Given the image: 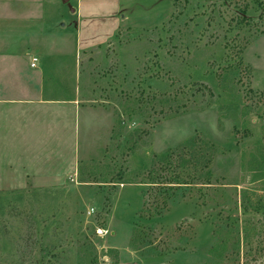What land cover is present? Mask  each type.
Masks as SVG:
<instances>
[{"label":"rangeland","instance_id":"obj_1","mask_svg":"<svg viewBox=\"0 0 264 264\" xmlns=\"http://www.w3.org/2000/svg\"><path fill=\"white\" fill-rule=\"evenodd\" d=\"M9 1L63 36L81 6L90 39L123 23L77 54L109 143L85 159L81 129L74 174L0 188V264H264V0Z\"/></svg>","mask_w":264,"mask_h":264},{"label":"crops","instance_id":"obj_2","mask_svg":"<svg viewBox=\"0 0 264 264\" xmlns=\"http://www.w3.org/2000/svg\"><path fill=\"white\" fill-rule=\"evenodd\" d=\"M10 1L7 11L19 12ZM81 7L71 35L49 32L40 15L34 21L0 22V188H18L17 182L29 179L47 188L74 174L80 156L65 142L76 140L81 129L100 140L94 153L87 145L85 159L101 156L111 139L113 114L92 101L77 54L111 40L123 20L110 23L104 39H90L79 22L83 15L94 20L99 12Z\"/></svg>","mask_w":264,"mask_h":264},{"label":"built area","instance_id":"obj_3","mask_svg":"<svg viewBox=\"0 0 264 264\" xmlns=\"http://www.w3.org/2000/svg\"><path fill=\"white\" fill-rule=\"evenodd\" d=\"M35 58H33V60H34ZM34 63L32 62V65H33ZM94 210V208H90L89 210H88V212H92ZM95 231H96V234H98V235H104V234H106L107 232H108V229L106 228V227H101V226H97L96 228H95Z\"/></svg>","mask_w":264,"mask_h":264}]
</instances>
